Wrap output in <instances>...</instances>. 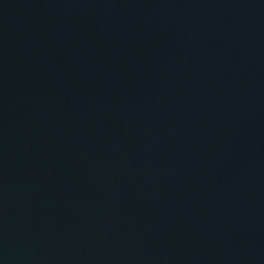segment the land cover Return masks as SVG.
Here are the masks:
<instances>
[{
  "label": "water",
  "instance_id": "1",
  "mask_svg": "<svg viewBox=\"0 0 264 264\" xmlns=\"http://www.w3.org/2000/svg\"><path fill=\"white\" fill-rule=\"evenodd\" d=\"M0 264H264V0H0Z\"/></svg>",
  "mask_w": 264,
  "mask_h": 264
}]
</instances>
